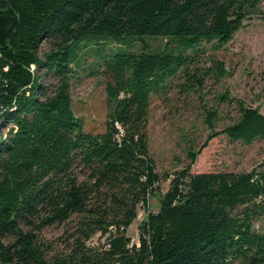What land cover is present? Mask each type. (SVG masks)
Returning a JSON list of instances; mask_svg holds the SVG:
<instances>
[{
  "label": "trees",
  "instance_id": "trees-1",
  "mask_svg": "<svg viewBox=\"0 0 264 264\" xmlns=\"http://www.w3.org/2000/svg\"><path fill=\"white\" fill-rule=\"evenodd\" d=\"M8 9L18 26L0 47V264H264V159L246 172L193 174L204 144L162 176L148 135L152 97L176 79L191 92L205 74L222 78L220 62L193 72L194 55L202 43L232 41L264 15V0H0ZM157 38L167 40L162 50H100ZM89 45L105 77L98 132L85 128L70 90ZM206 114L210 139H264V115L241 101L221 131L217 111ZM141 208L135 244L128 231ZM55 225L68 227L63 250L43 240ZM98 236L105 243L93 245Z\"/></svg>",
  "mask_w": 264,
  "mask_h": 264
},
{
  "label": "rangeland",
  "instance_id": "rangeland-1",
  "mask_svg": "<svg viewBox=\"0 0 264 264\" xmlns=\"http://www.w3.org/2000/svg\"><path fill=\"white\" fill-rule=\"evenodd\" d=\"M166 43V39L157 38L146 39L145 43L136 40L119 47L107 40L100 50L110 52L124 48L139 52L144 44L149 49L162 50ZM97 48L83 46V51L78 52L79 60L73 67L75 73L70 88L77 116L83 120L87 130L94 132L104 128L107 118L105 77ZM46 49V44H43L40 53ZM194 56L193 72L198 68L196 72L202 75L220 62L226 74L222 78L213 72L205 74L202 84L196 82L197 88L191 92L183 91L182 81L176 79L168 93L152 97L148 135L157 171L163 176L181 170L190 164L187 158L189 149L198 150L204 144L207 145L191 168L193 174L250 171L264 159V139L252 144L232 141L226 135L210 139L211 132L205 118L207 112L217 111L216 130L221 131L236 120L240 101L259 109L264 115V15L254 19L224 46L202 43L198 55ZM169 187L170 180H164L162 192H167ZM158 207V197L150 199L148 211H156ZM145 214L141 208L128 231L135 244L140 242V226ZM67 228V225H55L45 229L44 242L55 250H63ZM104 243L105 239L100 236L92 242L93 245Z\"/></svg>",
  "mask_w": 264,
  "mask_h": 264
},
{
  "label": "water",
  "instance_id": "water-1",
  "mask_svg": "<svg viewBox=\"0 0 264 264\" xmlns=\"http://www.w3.org/2000/svg\"><path fill=\"white\" fill-rule=\"evenodd\" d=\"M17 26L18 16L12 10L0 11V47L6 46Z\"/></svg>",
  "mask_w": 264,
  "mask_h": 264
},
{
  "label": "built area",
  "instance_id": "built-area-1",
  "mask_svg": "<svg viewBox=\"0 0 264 264\" xmlns=\"http://www.w3.org/2000/svg\"><path fill=\"white\" fill-rule=\"evenodd\" d=\"M34 68V67H33Z\"/></svg>",
  "mask_w": 264,
  "mask_h": 264
}]
</instances>
